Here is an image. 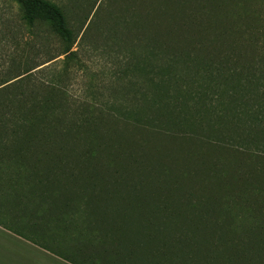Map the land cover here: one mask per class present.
<instances>
[{
    "label": "rangeland",
    "instance_id": "rangeland-1",
    "mask_svg": "<svg viewBox=\"0 0 264 264\" xmlns=\"http://www.w3.org/2000/svg\"><path fill=\"white\" fill-rule=\"evenodd\" d=\"M51 1L75 37L70 55L60 54L61 39L48 24L29 25L14 0H0V119L13 111L20 123L26 97L45 93L61 111V129L71 118H90L95 125L83 126L100 132L62 138L76 152L96 139L120 148L93 152L97 168L108 162L129 175L137 165L143 176L128 181L145 185L166 164L172 175L164 186L195 193L204 210L227 174L213 214L239 232L255 222L264 236V78L245 84L242 69L211 61L208 47L194 50L189 34L170 25L150 33V25L135 23L141 9L134 0Z\"/></svg>",
    "mask_w": 264,
    "mask_h": 264
},
{
    "label": "trees",
    "instance_id": "trees-1",
    "mask_svg": "<svg viewBox=\"0 0 264 264\" xmlns=\"http://www.w3.org/2000/svg\"><path fill=\"white\" fill-rule=\"evenodd\" d=\"M14 1L23 21L48 24L61 39L60 54L72 53L75 37L60 5L51 0ZM134 3L141 9L135 23L150 25V33L170 25L189 34L194 50L208 47L211 61L230 63L234 73L236 68L242 69L239 73H244L245 84H252L256 75L264 78V0ZM0 93L3 95L2 90ZM31 98L35 96L26 97L30 104L23 110L20 123L13 111L0 119V138H5L7 167L11 168L5 176L6 204L38 224H52L83 247L111 255L121 264H180V260L182 264H264L261 227L252 222L242 225L239 232L213 214L221 207L218 193L229 178L227 174H220L216 182L219 191L209 210L202 207L205 199L195 193L185 189L179 195V187L164 186L170 183L164 177L172 175L166 164H158L151 183L142 185L140 179L138 184L130 183L132 174L143 176L137 165L129 175L108 162L100 169L96 167L93 152L99 153L106 146L120 149L108 140L89 142V150L83 153L76 152L78 145L62 140L99 135L96 127L86 130L83 126L85 122L95 125L90 118L82 124L73 123L77 118H71L61 129L59 123L64 118L61 111L54 110L51 98L45 93L37 100ZM121 145L125 144L119 142L118 147ZM192 173H188L190 178ZM199 178L204 182L209 175ZM250 197L254 199L253 194Z\"/></svg>",
    "mask_w": 264,
    "mask_h": 264
},
{
    "label": "crops",
    "instance_id": "crops-1",
    "mask_svg": "<svg viewBox=\"0 0 264 264\" xmlns=\"http://www.w3.org/2000/svg\"><path fill=\"white\" fill-rule=\"evenodd\" d=\"M4 141L0 138V264H121L113 256L99 255L52 224H38L5 203V176L11 168L7 167ZM10 181L13 184L14 178Z\"/></svg>",
    "mask_w": 264,
    "mask_h": 264
}]
</instances>
